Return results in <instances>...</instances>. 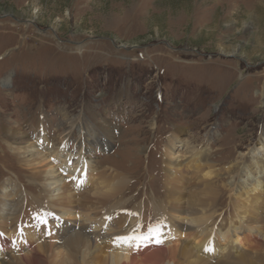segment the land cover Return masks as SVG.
<instances>
[{
	"label": "rangeland",
	"instance_id": "obj_1",
	"mask_svg": "<svg viewBox=\"0 0 264 264\" xmlns=\"http://www.w3.org/2000/svg\"><path fill=\"white\" fill-rule=\"evenodd\" d=\"M66 117L108 139L95 161L128 178L131 209L163 199L173 135L185 165L193 145L243 162L264 139V0H0V189L40 192L7 131L54 140Z\"/></svg>",
	"mask_w": 264,
	"mask_h": 264
},
{
	"label": "bare ground",
	"instance_id": "obj_2",
	"mask_svg": "<svg viewBox=\"0 0 264 264\" xmlns=\"http://www.w3.org/2000/svg\"><path fill=\"white\" fill-rule=\"evenodd\" d=\"M87 125L66 117L58 142L46 130L7 131L12 152L40 192L12 180L2 185L0 264L264 263V139L243 162L217 168L196 145L185 153L186 165L180 162L173 135L164 149L163 199L131 209L128 178L95 161L93 149L106 148L108 139L92 140ZM74 129L80 139L71 141ZM185 171L192 172L189 185ZM222 175L228 181L220 186ZM221 188L233 209L228 217L217 208ZM152 229L159 232L144 239ZM130 235L141 239H118Z\"/></svg>",
	"mask_w": 264,
	"mask_h": 264
},
{
	"label": "snow or ice",
	"instance_id": "obj_3",
	"mask_svg": "<svg viewBox=\"0 0 264 264\" xmlns=\"http://www.w3.org/2000/svg\"><path fill=\"white\" fill-rule=\"evenodd\" d=\"M159 232V229H152L150 230L149 236L148 237H143L144 239H149L152 235L156 234ZM119 240L124 241V242H130L132 240H139L141 239L140 236H136V235H130L127 237H118ZM159 242V241H158ZM137 247H139V245H137ZM208 251H211V249H206Z\"/></svg>",
	"mask_w": 264,
	"mask_h": 264
}]
</instances>
